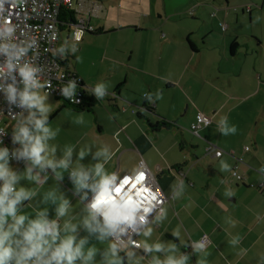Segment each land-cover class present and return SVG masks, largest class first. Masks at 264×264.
Here are the masks:
<instances>
[{"label":"crops","instance_id":"1","mask_svg":"<svg viewBox=\"0 0 264 264\" xmlns=\"http://www.w3.org/2000/svg\"><path fill=\"white\" fill-rule=\"evenodd\" d=\"M132 1L147 14L130 10L94 14L100 1H82L83 15L95 31L86 32L80 41L77 55L83 61L61 58V67L80 77L85 94L93 95L88 88L104 81L109 95L103 100L93 95L91 110L49 95L54 111L64 104L49 119L52 127L60 126L55 142L61 146L85 140L107 143L114 151L109 170L121 175L135 172L142 158L157 176L169 209L168 220L154 228L153 239L163 233V239L179 243L172 234L178 229L182 242L188 241L181 250L192 253L191 240L207 234L209 264H256V254L264 253V179L257 172L264 162V20H254L264 16V0ZM191 8L193 14H188ZM221 23L226 24L224 31ZM70 31L61 27L59 34L67 38ZM157 91L162 92L161 99L148 102L143 97ZM184 105L187 117L178 114ZM197 112L209 115L213 123L196 134L189 126ZM78 114H83L84 126L70 123ZM225 115L236 125L235 135L217 131V121ZM182 120L187 129L178 123ZM161 121L166 125L150 127L149 122ZM208 143L221 149L222 155L207 153ZM221 159L241 178L220 172ZM11 163L23 168L22 162ZM179 179L187 186L185 194L169 199L170 186ZM259 183L263 186L257 188ZM49 187H56L55 182L49 181L41 191ZM61 187L72 195L67 174ZM226 187L235 195L225 198ZM228 216L237 221L236 227L225 223ZM229 232L243 235L241 246L249 249L247 256L235 255L227 242ZM141 251L138 254H145ZM196 259L193 253V264Z\"/></svg>","mask_w":264,"mask_h":264},{"label":"clouds","instance_id":"2","mask_svg":"<svg viewBox=\"0 0 264 264\" xmlns=\"http://www.w3.org/2000/svg\"><path fill=\"white\" fill-rule=\"evenodd\" d=\"M26 2L0 0V99L19 109L9 112L10 119L0 116V137L11 128L13 144L10 149L0 140V264H193V253L195 264H209L210 241L205 237L191 240L192 253L181 250L188 241L182 242L178 229L172 234L179 243L163 239V233L152 238L154 228L168 220L169 209L150 188L140 185L143 172L121 178L109 170L114 156L110 145L96 140L63 146L55 142L60 126L49 123L54 109L48 100L50 80L44 76L48 68L37 62L39 39L31 31L21 34L19 25L13 23L12 10H23ZM261 20L264 16L257 15L254 22ZM82 38L79 29L67 38L52 30L47 39L53 46L48 50L53 57L72 56L82 62L83 57L77 55ZM77 88V81L69 79L60 91L75 103ZM88 91L103 100L109 95V85L100 81ZM162 95L148 92L144 98L154 102ZM70 123L84 126L86 121L78 114ZM217 131L222 136L235 135L237 127L225 115L217 121ZM13 160L22 162L23 168L14 167ZM219 171L235 175L227 160L219 161ZM257 172L264 179V164ZM65 174L72 185L71 196L61 187ZM49 181L56 187L41 191ZM186 187L182 179L177 180L170 186L169 199H180ZM129 189L131 194L124 196ZM223 195L229 198L235 193L226 187ZM138 198L139 203H134ZM26 208L32 211L26 213ZM225 223L236 227L237 221L228 216ZM132 233L143 238L138 245ZM228 237L235 255L247 256L249 249L241 246L243 235L229 232ZM138 249L145 254H138ZM255 260L264 264V253H257Z\"/></svg>","mask_w":264,"mask_h":264},{"label":"built area","instance_id":"3","mask_svg":"<svg viewBox=\"0 0 264 264\" xmlns=\"http://www.w3.org/2000/svg\"><path fill=\"white\" fill-rule=\"evenodd\" d=\"M82 1L83 0H27L23 10H17V9L12 10L14 17L13 23H17L19 25L21 34L24 31H31L32 33L36 34L37 38L39 39L41 54L38 57L37 62L47 66L48 68V71L44 73V76L50 80L51 88L48 89L49 95H53L55 97L65 100L70 104H75V105L82 102V95L79 92L78 88L76 92V100L78 102L75 103L72 100L63 97L60 89L62 85L64 83H67L69 79H74L77 81V83H79L81 79L75 72L69 69H63L61 67V61H62L61 58L57 56L56 57L52 56L51 52L48 49L51 48L53 45L49 44L47 37L50 31L52 30L59 32L57 17L61 7L74 8L78 12V14L76 15V21L70 25V30H71L70 33L75 29L82 30L83 35L86 32L95 31L94 26L91 25L89 22V18L83 15ZM33 8L36 9L35 13L32 12ZM249 9L250 6L247 7V10ZM211 15L214 16L215 11L212 12ZM220 28L222 31H224L226 29V24L221 23ZM58 74H62L63 77L58 78L56 76ZM10 111L16 112L19 111V109L10 108V106H8L6 102L0 99V116H3L5 119H10V114H9ZM212 123L213 120L209 115H206L205 113L202 112H197L195 116V121L191 123V125L189 126V130L197 134L198 129H200L203 126L210 125ZM0 140H2V142L5 145L9 146L10 149L13 147V144L11 142V131H8V133L3 137H0ZM245 149L247 150L248 146H245ZM206 152L213 153L214 156H217V153H220L219 156H221L223 153L221 149L217 148L212 143L207 144ZM136 171H141L144 174L140 180V185L145 188H150L153 193L157 194L158 198L161 201L166 202L167 198L165 197L155 177L153 176V174L150 173L146 163L142 158L138 162V169ZM233 172L235 173V175L232 174L233 176H235L237 179L241 178V175L236 170H233ZM134 173L135 172L124 173L121 175V178H123L124 176L134 177ZM262 186L263 183L258 184V187H262ZM136 190L137 192H139L140 187H137ZM130 194H131V189H129L123 195L128 196ZM145 195H147V193H145ZM139 200L140 198H138L137 201H134V203H139ZM131 235L132 238L135 239V241L133 242L138 245L140 243V241L137 239L138 235L134 233H132ZM202 237H205L206 239L209 240L207 234H203ZM137 251L141 252L142 254L141 249H138Z\"/></svg>","mask_w":264,"mask_h":264},{"label":"trees","instance_id":"4","mask_svg":"<svg viewBox=\"0 0 264 264\" xmlns=\"http://www.w3.org/2000/svg\"><path fill=\"white\" fill-rule=\"evenodd\" d=\"M193 10L194 8H191L189 9V11L187 12L188 14H193ZM78 14V12L74 9V8H66V7H61L60 10H59V13H58V17H57V23H58V28H59V31H60V28L61 27H70V25L76 21V15ZM234 49V45H232L231 47V51H233ZM62 62V61H61ZM78 84V90L79 92L81 93L82 95V102L79 103V104H70L68 102H66L65 100L63 99H60L58 97H55L57 99H60V100H63L65 101L67 104L69 105H73V106H76L78 107L79 109H86V110H91L92 109V106L94 105L96 99L93 95H87L84 93L83 91V88H82V85L83 83L80 81ZM145 94V93H144ZM53 96V95H52ZM144 97V96H143ZM64 106V104H62L61 106H59L54 112L52 115L49 116V119L58 111V109L60 107ZM150 127L153 129V130H157V128H159V126H162V125H166V122L165 121H161V122H156V123H150ZM248 149H249V146H248ZM246 150V149H245ZM264 163V162H263ZM257 188H260L257 186Z\"/></svg>","mask_w":264,"mask_h":264},{"label":"rangeland","instance_id":"5","mask_svg":"<svg viewBox=\"0 0 264 264\" xmlns=\"http://www.w3.org/2000/svg\"><path fill=\"white\" fill-rule=\"evenodd\" d=\"M99 6L96 9V13L94 14H119V13H124L127 10H130L132 13H137V14H147L146 11H144L145 9H142L140 7V4L137 2H134L132 0H99ZM205 14L207 13V10L204 11ZM175 93L177 92L178 94H180V92L178 90H174ZM176 93V94H177ZM181 98V97H180ZM184 97L182 96V100ZM185 105L183 106V108L181 109V112L178 113L181 116L187 117V114H183L185 112ZM184 122L185 121H180L178 123L181 124V127H185L186 129L188 127L184 126Z\"/></svg>","mask_w":264,"mask_h":264},{"label":"water","instance_id":"6","mask_svg":"<svg viewBox=\"0 0 264 264\" xmlns=\"http://www.w3.org/2000/svg\"><path fill=\"white\" fill-rule=\"evenodd\" d=\"M154 177H155V179H156L157 176H154ZM156 180H157V179H156Z\"/></svg>","mask_w":264,"mask_h":264}]
</instances>
